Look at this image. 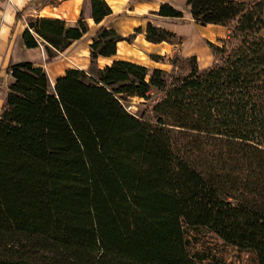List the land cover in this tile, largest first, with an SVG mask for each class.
<instances>
[{"label":"trees","instance_id":"1","mask_svg":"<svg viewBox=\"0 0 264 264\" xmlns=\"http://www.w3.org/2000/svg\"><path fill=\"white\" fill-rule=\"evenodd\" d=\"M91 5L96 23L112 12ZM186 5L196 25L228 31L207 41V67L195 56L170 72L113 60L96 77L68 68L53 86L30 60L6 66L8 85L0 74V264H212L206 234L264 264V0ZM34 8L18 11L24 43L50 58L88 31L83 13L67 27ZM155 14L182 16L168 2ZM131 35L102 26L92 60ZM144 35L172 33L147 21ZM152 90L150 110H126Z\"/></svg>","mask_w":264,"mask_h":264},{"label":"crops","instance_id":"2","mask_svg":"<svg viewBox=\"0 0 264 264\" xmlns=\"http://www.w3.org/2000/svg\"><path fill=\"white\" fill-rule=\"evenodd\" d=\"M30 1L10 0L8 2L7 0H0L1 75H4L3 72L5 73V68L9 63L25 60L43 64L47 71L51 69L52 75L50 74L49 76L51 78L54 77V80L71 67L85 70V63H91L90 44L92 37L95 36L102 26L114 28L122 36L133 34V30L137 26H142V32L132 42H127L126 40L118 41L114 55L110 57L99 56L96 59L97 69L109 65L113 60L139 62V57L141 58V56L145 57L149 53L163 52L162 43L164 41L152 43L145 39L144 28L147 21H151L154 26L169 31L181 30L177 29L172 23L182 19L181 17H163L150 13V10H157L162 2H168L176 9L181 7L179 5L186 4V0H107L112 12L101 22L96 23L92 17L91 0H34L35 8L32 15L62 18L65 20L67 27H75L78 25V20L83 13L88 24V31L81 39L75 40L66 50L58 52L55 57L50 59L44 45L28 48L24 43L22 31L26 27L27 22L26 20L18 22L17 15L18 11L22 10ZM188 15L191 17L189 10ZM79 53H84L86 56L81 58ZM191 55L195 56V53L191 52ZM210 64L211 62L203 66ZM149 65L157 67V65ZM4 76L5 84L8 85V82L12 81V76L8 73H5ZM4 100V96L0 95V113Z\"/></svg>","mask_w":264,"mask_h":264},{"label":"rangeland","instance_id":"3","mask_svg":"<svg viewBox=\"0 0 264 264\" xmlns=\"http://www.w3.org/2000/svg\"><path fill=\"white\" fill-rule=\"evenodd\" d=\"M7 1L10 2V0H7ZM179 6L181 7L177 10H179L182 13V16H181L182 19L173 21L172 23H174L177 29L179 28L182 31L181 30L180 31H176V30L169 31L168 30L169 32L172 33V35L168 36L164 42L162 41L163 42L162 43L163 52L149 53L147 54L148 56H145V57L141 56V58L139 57V62H134V63L145 65L149 69L154 68L150 66L149 64L157 65L158 68H162L165 71L170 72L172 69V60L175 57L182 59L185 57L194 56V55H191V52L195 53L196 63L200 68L207 67L203 65L213 62L214 57L207 44V41L208 40L213 41V42L217 41L218 43H220L221 40H224L227 37V32H228L227 29L222 26L213 25V24L207 25V26H198L193 22L192 18L189 17L188 6L186 4L179 5ZM155 11L156 10H150V13L155 14ZM135 28L133 30V34L131 35L130 40H126L127 42L134 41L133 39L136 38L137 35L142 32V30L141 32L135 31ZM262 34L264 35V29L262 30ZM79 56L83 58V56H86V55L84 53H79ZM147 59H149L150 61ZM177 62H179V60ZM147 63L149 64L147 65ZM85 65H86L85 71L90 76L96 77L97 72H98V69H97L98 64L96 63V60H92L91 58V63L87 62L85 63ZM48 72H50L49 73L50 75L52 73L51 69ZM176 72L178 74H181L183 72V69L181 68V66H178L176 68ZM3 74L5 75L4 72ZM50 80L53 86L54 81H55L54 77L51 78L50 76ZM9 83L10 82H8V84ZM159 96H160L159 91L152 90L150 98L146 100L143 98L141 99L131 98V99H128L125 103L126 105L132 106V108L135 110V115H142L143 113H146L148 110H150V108L156 102ZM1 112H2V108H1ZM203 241H206L205 243H210L211 244L210 246L214 250V253L212 254V264H254L252 256L249 253L236 251L230 246H226L222 244L218 238H216L215 236L211 234H206L203 237ZM205 245L206 244H204V246Z\"/></svg>","mask_w":264,"mask_h":264},{"label":"built area","instance_id":"4","mask_svg":"<svg viewBox=\"0 0 264 264\" xmlns=\"http://www.w3.org/2000/svg\"><path fill=\"white\" fill-rule=\"evenodd\" d=\"M125 108H126V110L129 111V112H131V113H135V110L132 108L131 105H126Z\"/></svg>","mask_w":264,"mask_h":264}]
</instances>
